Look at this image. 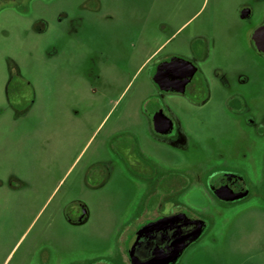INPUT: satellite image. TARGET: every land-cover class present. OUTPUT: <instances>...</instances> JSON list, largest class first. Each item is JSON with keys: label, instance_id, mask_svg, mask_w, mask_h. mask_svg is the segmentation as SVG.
Listing matches in <instances>:
<instances>
[{"label": "rangeland", "instance_id": "374dc122", "mask_svg": "<svg viewBox=\"0 0 264 264\" xmlns=\"http://www.w3.org/2000/svg\"><path fill=\"white\" fill-rule=\"evenodd\" d=\"M262 23L264 0H0V264H41L47 250L56 264L119 258L152 219L130 146L166 187L178 180L159 218L202 223L160 264H264V199L205 185L264 174ZM176 53L197 72L164 97L177 132L158 136L140 107Z\"/></svg>", "mask_w": 264, "mask_h": 264}, {"label": "flooded vegetation", "instance_id": "af4514ba", "mask_svg": "<svg viewBox=\"0 0 264 264\" xmlns=\"http://www.w3.org/2000/svg\"><path fill=\"white\" fill-rule=\"evenodd\" d=\"M252 11L253 9L250 5L247 4L243 6V19H247ZM262 25H264V23L259 24L258 27ZM258 27L253 31L252 38L254 45L260 49L254 37ZM261 51L264 52L263 50ZM191 67L195 69V72L184 88L178 89L174 87L172 85L173 81L175 83H181L185 78L182 71L186 69L191 70ZM173 69H175V72H173ZM196 72L197 68L195 63L189 56L182 53H176L173 58L162 59L155 64L152 76L156 90L149 91L143 96L140 107V112H142L144 117L148 120L151 132L158 136L166 135L170 137L175 135L177 127L174 121L170 117H166L163 113L164 97L171 92L186 91L195 77ZM134 136L137 138L136 135ZM127 157L129 167L133 170V173L137 175L136 178L147 186L146 191L142 194V207L139 208L138 212H143L152 219L148 220L136 231L128 233L127 244L125 248H122V250L125 249L124 254L121 253L123 252L122 250L120 251L121 257L119 256V258L116 259L105 258V260L96 264H160L166 259L173 257L179 250L183 240L188 236L196 234V232L202 228V223L199 220L190 221L178 214L170 216L167 220L159 218L158 213L160 211L161 201L165 199L166 195L171 196V194L176 193L178 180L170 179L172 183L166 187V185H164L166 173L161 169L159 163L151 158L150 153L145 152L141 148L136 149L130 146ZM209 176L210 175H208L205 181L207 190L211 192L213 189V194H216L222 200L234 199L235 201H243V195H256L264 199V174L262 178L257 181H252L247 178H237L234 180L233 185H229L223 176L218 177V179L216 176ZM87 179H89V177ZM153 201L157 202L150 205V202ZM157 216L158 218H155ZM188 224L191 225V230L185 233V235L172 246L166 247L156 242L161 237L160 235H164L171 229H176V233L183 232L184 230L182 227ZM53 256V250H47L45 256L43 254L40 255V263L56 264V262H54L56 260Z\"/></svg>", "mask_w": 264, "mask_h": 264}, {"label": "water", "instance_id": "95a60500", "mask_svg": "<svg viewBox=\"0 0 264 264\" xmlns=\"http://www.w3.org/2000/svg\"><path fill=\"white\" fill-rule=\"evenodd\" d=\"M254 37L256 38V44L257 46L264 51V25L257 28L255 31ZM173 72H175V69H173ZM184 79L181 81V83H175L173 81L172 85L178 89L184 88L186 83L191 79L193 76L195 69L191 67V70H183ZM174 74V73H173ZM184 230L181 233H176V229H171L169 232H166L164 235H160L157 243H160L161 245H165L166 247L172 246L174 243H176L182 236L185 235V233H188L191 230V225L188 224L187 226L182 227Z\"/></svg>", "mask_w": 264, "mask_h": 264}, {"label": "crops", "instance_id": "0c3cea01", "mask_svg": "<svg viewBox=\"0 0 264 264\" xmlns=\"http://www.w3.org/2000/svg\"><path fill=\"white\" fill-rule=\"evenodd\" d=\"M103 121H104V119L101 121L100 126H101V124L103 123ZM85 147H86V146H85Z\"/></svg>", "mask_w": 264, "mask_h": 264}]
</instances>
